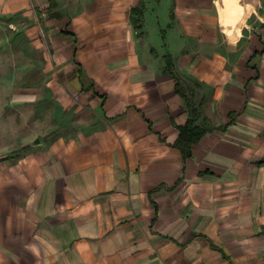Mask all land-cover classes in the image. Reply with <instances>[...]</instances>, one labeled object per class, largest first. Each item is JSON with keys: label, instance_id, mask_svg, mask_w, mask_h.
Listing matches in <instances>:
<instances>
[{"label": "crops", "instance_id": "1", "mask_svg": "<svg viewBox=\"0 0 264 264\" xmlns=\"http://www.w3.org/2000/svg\"><path fill=\"white\" fill-rule=\"evenodd\" d=\"M239 1L0 0L37 7L73 129L0 147V264H264V0Z\"/></svg>", "mask_w": 264, "mask_h": 264}, {"label": "rangeland", "instance_id": "2", "mask_svg": "<svg viewBox=\"0 0 264 264\" xmlns=\"http://www.w3.org/2000/svg\"><path fill=\"white\" fill-rule=\"evenodd\" d=\"M242 2L239 1L240 6ZM34 10L37 13L32 18L23 13L0 15V147L9 148L13 155H19L26 148L21 143L28 132L29 118L43 120L42 126L33 127L38 136L52 128L73 131L71 125L58 121V117L64 119L65 110L47 94L45 62L53 52L37 7ZM13 87L38 90L41 95L32 102L31 110L23 102L11 100L9 92Z\"/></svg>", "mask_w": 264, "mask_h": 264}, {"label": "trees", "instance_id": "3", "mask_svg": "<svg viewBox=\"0 0 264 264\" xmlns=\"http://www.w3.org/2000/svg\"><path fill=\"white\" fill-rule=\"evenodd\" d=\"M137 12L140 15L142 13V8H137ZM205 131L206 127L193 125L192 120L189 119L183 126L180 127V133L175 145L180 148L184 156H187L190 153V144L198 139V137Z\"/></svg>", "mask_w": 264, "mask_h": 264}]
</instances>
